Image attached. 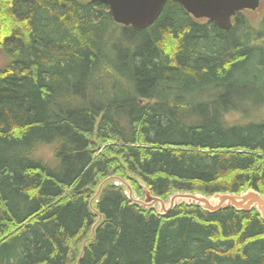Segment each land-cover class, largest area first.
I'll return each mask as SVG.
<instances>
[{"label": "trees", "instance_id": "obj_1", "mask_svg": "<svg viewBox=\"0 0 264 264\" xmlns=\"http://www.w3.org/2000/svg\"><path fill=\"white\" fill-rule=\"evenodd\" d=\"M108 9L0 0V264H76L110 174L162 198L264 193V118L246 107L264 104V9L229 30L176 0L144 28ZM96 206L79 264H264L255 209L159 215L110 183Z\"/></svg>", "mask_w": 264, "mask_h": 264}, {"label": "water", "instance_id": "obj_2", "mask_svg": "<svg viewBox=\"0 0 264 264\" xmlns=\"http://www.w3.org/2000/svg\"><path fill=\"white\" fill-rule=\"evenodd\" d=\"M108 6V10L116 22L131 25L134 28H144L149 25L159 15L166 0H95ZM195 18H208L219 28L228 30L231 25V16L236 11L246 8L255 9L260 0H176ZM111 181L112 185L124 186L126 197L131 202L143 208H154L159 214H165L174 207L187 202L192 205L200 206L209 212H214L220 208L232 207L236 210L250 211L255 209L261 219L264 220V193L254 189L245 188L239 193L216 192L207 196L200 192H179L172 193L166 199L151 196L146 190L143 199L137 197L130 184L118 176H110L103 179L95 194L90 201V208L96 214V209L92 207V201H97L101 189ZM94 227H91L89 235L78 245L79 256L76 264H79L85 247L95 238Z\"/></svg>", "mask_w": 264, "mask_h": 264}, {"label": "rangeland", "instance_id": "obj_3", "mask_svg": "<svg viewBox=\"0 0 264 264\" xmlns=\"http://www.w3.org/2000/svg\"><path fill=\"white\" fill-rule=\"evenodd\" d=\"M263 9H264V0H262V3L258 9L254 10V12L251 11V18H258V16L260 15L262 16ZM246 107L248 108V111L252 115L251 118L253 119L264 118V104L262 103L259 104L251 101V102H247ZM47 155L49 156L50 153Z\"/></svg>", "mask_w": 264, "mask_h": 264}, {"label": "bare ground", "instance_id": "obj_4", "mask_svg": "<svg viewBox=\"0 0 264 264\" xmlns=\"http://www.w3.org/2000/svg\"><path fill=\"white\" fill-rule=\"evenodd\" d=\"M157 18V17H156ZM155 18V19H156ZM154 19V20H155ZM154 21H152L149 25H151L152 23H153ZM149 25H147L146 27H148ZM259 97V96H258ZM257 98V97H256ZM201 192V191H200ZM175 193H179V191H175ZM203 193V192H202ZM158 197H160V196H158ZM183 205H185L186 207L187 206H192V204H189V203H187V202H183L182 203ZM178 206H180V205H178ZM177 207V206H176ZM97 216H98V218H97V220H96V222L94 223V225H93V227H95L96 228V226H98L99 224H100V222L102 221V219H103V215L101 214V213H98V214H96Z\"/></svg>", "mask_w": 264, "mask_h": 264}]
</instances>
